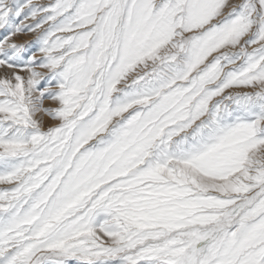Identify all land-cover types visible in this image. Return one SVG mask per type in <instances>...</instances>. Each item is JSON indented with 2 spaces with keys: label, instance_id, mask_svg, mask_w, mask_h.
<instances>
[{
  "label": "snow or ice",
  "instance_id": "obj_1",
  "mask_svg": "<svg viewBox=\"0 0 264 264\" xmlns=\"http://www.w3.org/2000/svg\"><path fill=\"white\" fill-rule=\"evenodd\" d=\"M0 264H264V0H0Z\"/></svg>",
  "mask_w": 264,
  "mask_h": 264
},
{
  "label": "rangeland",
  "instance_id": "obj_2",
  "mask_svg": "<svg viewBox=\"0 0 264 264\" xmlns=\"http://www.w3.org/2000/svg\"><path fill=\"white\" fill-rule=\"evenodd\" d=\"M41 2H47V0H41ZM15 39H16V42L17 43H22L25 40H29L30 39V36L21 35V36L15 38ZM45 120H47V117H45Z\"/></svg>",
  "mask_w": 264,
  "mask_h": 264
}]
</instances>
